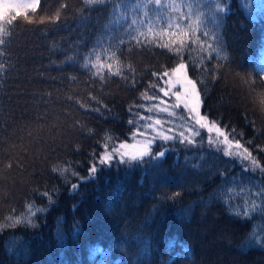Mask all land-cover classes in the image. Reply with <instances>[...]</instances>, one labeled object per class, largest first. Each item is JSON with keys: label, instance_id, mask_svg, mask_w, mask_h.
<instances>
[{"label": "trees", "instance_id": "trees-1", "mask_svg": "<svg viewBox=\"0 0 264 264\" xmlns=\"http://www.w3.org/2000/svg\"><path fill=\"white\" fill-rule=\"evenodd\" d=\"M226 1L0 12V225L21 220L0 227V264H264V7L247 14L264 0ZM179 66L199 116L247 160L188 132L179 107L151 105ZM156 122L171 136L155 135L143 163L89 177Z\"/></svg>", "mask_w": 264, "mask_h": 264}, {"label": "rangeland", "instance_id": "rangeland-1", "mask_svg": "<svg viewBox=\"0 0 264 264\" xmlns=\"http://www.w3.org/2000/svg\"><path fill=\"white\" fill-rule=\"evenodd\" d=\"M202 1L208 2L210 0ZM35 2V0H0V12H2L7 5L25 10L33 7ZM163 81L164 83L160 86L161 88L158 90L157 96L153 98L151 105L156 107L159 111L165 110V104L175 109L179 107L193 126V129H188V132L196 134L202 131L207 135V143L214 148H219L223 151L224 155H226L225 153L227 152L226 156H232L235 159L242 160L248 159L246 153L237 144L229 142L218 127L199 116V100L197 98L196 89L186 78L182 66H179V68L173 72L169 71ZM156 103L157 105H155ZM161 126L162 124L158 122L144 125V129L136 133L129 143L118 147V151L121 153L126 146L130 147L133 145H149L151 147L155 135H162L169 138L171 134L164 131Z\"/></svg>", "mask_w": 264, "mask_h": 264}, {"label": "snow or ice", "instance_id": "snow-or-ice-1", "mask_svg": "<svg viewBox=\"0 0 264 264\" xmlns=\"http://www.w3.org/2000/svg\"><path fill=\"white\" fill-rule=\"evenodd\" d=\"M264 7V4L258 3L257 8H253L252 4L249 2L248 4V9H247V14L250 18H252L253 20H255V15L254 13L259 9ZM219 12V13H224L225 12V8L220 4V3H216L214 9H209V13L208 15L210 17H212L215 20V13ZM205 31H207L209 33V31L207 29H205ZM216 51H218V49H216ZM191 143V141H189ZM166 151V150H165ZM227 155V152L225 153ZM151 155V147L149 145H144V146H137V145H133V146H126L124 151L121 152L118 157L117 156H113L112 154H103L99 157V159L93 163L90 167L89 170V177H93L95 175V173L98 171L97 165H103V166H108L111 167L113 165L114 161H117L119 164H132V163H143V160L145 157H148ZM165 155V152H161L160 154H158L155 159L159 160L161 157H163ZM247 158V157H246ZM253 163H255V161H253ZM72 189L75 190L78 185L77 184H72ZM179 193H176L175 195H178ZM49 199H51V197L49 196ZM37 211H42L41 209H38ZM248 213V209H245L244 214L247 215ZM34 214V213H33ZM29 219L30 221V217H26ZM21 220L19 218L15 219V220H11L10 219V223L6 224V225H0V227L3 226H14L16 223H20ZM59 238V235H58ZM92 255L96 256V255H104V251L103 249L96 247L93 248L91 250Z\"/></svg>", "mask_w": 264, "mask_h": 264}, {"label": "bare ground", "instance_id": "bare-ground-1", "mask_svg": "<svg viewBox=\"0 0 264 264\" xmlns=\"http://www.w3.org/2000/svg\"><path fill=\"white\" fill-rule=\"evenodd\" d=\"M228 4V1L225 0V6ZM224 6V8L226 9V7Z\"/></svg>", "mask_w": 264, "mask_h": 264}]
</instances>
